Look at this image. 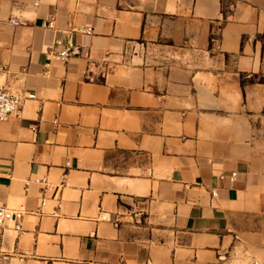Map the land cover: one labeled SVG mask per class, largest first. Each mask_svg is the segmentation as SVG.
Instances as JSON below:
<instances>
[{
  "label": "crops",
  "instance_id": "obj_1",
  "mask_svg": "<svg viewBox=\"0 0 264 264\" xmlns=\"http://www.w3.org/2000/svg\"><path fill=\"white\" fill-rule=\"evenodd\" d=\"M35 2L0 0V264H264V0Z\"/></svg>",
  "mask_w": 264,
  "mask_h": 264
},
{
  "label": "built area",
  "instance_id": "obj_2",
  "mask_svg": "<svg viewBox=\"0 0 264 264\" xmlns=\"http://www.w3.org/2000/svg\"><path fill=\"white\" fill-rule=\"evenodd\" d=\"M35 3L38 4V0H36ZM9 22L13 25H18L20 23L19 19L16 17H11ZM53 22L54 18L52 17L49 20V23L53 25ZM78 31L90 34L92 33L93 28L91 26H87L84 28H79ZM55 45L57 46V49L53 52L54 58L60 62L67 63L74 54L75 44L71 39L64 40L62 38H58L55 40ZM87 78L89 81L96 80L90 69ZM24 101L25 96L23 93L14 91L6 84L0 83V123L6 121L11 115L18 114L23 106ZM33 128L36 129L35 126ZM69 164L70 163L67 162V166H69ZM9 175H11V172H9ZM35 181L41 183L44 190H47L50 186V182L47 177L36 178ZM29 183L30 180L25 182L26 185H29ZM45 203L46 202L43 199L41 201V205H44ZM23 223V209L0 205L1 225L9 224L15 231L21 232L23 230Z\"/></svg>",
  "mask_w": 264,
  "mask_h": 264
},
{
  "label": "rangeland",
  "instance_id": "obj_3",
  "mask_svg": "<svg viewBox=\"0 0 264 264\" xmlns=\"http://www.w3.org/2000/svg\"><path fill=\"white\" fill-rule=\"evenodd\" d=\"M232 0H224L225 9ZM257 37L264 43V31L257 34Z\"/></svg>",
  "mask_w": 264,
  "mask_h": 264
},
{
  "label": "trees",
  "instance_id": "obj_4",
  "mask_svg": "<svg viewBox=\"0 0 264 264\" xmlns=\"http://www.w3.org/2000/svg\"><path fill=\"white\" fill-rule=\"evenodd\" d=\"M223 12H224V13H226V10H225V9H223Z\"/></svg>",
  "mask_w": 264,
  "mask_h": 264
}]
</instances>
